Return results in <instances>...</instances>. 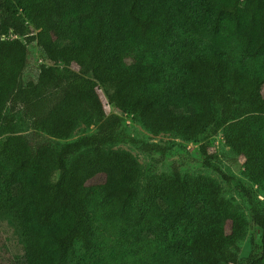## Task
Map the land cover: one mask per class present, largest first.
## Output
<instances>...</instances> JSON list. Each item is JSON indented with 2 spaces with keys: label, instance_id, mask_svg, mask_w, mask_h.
<instances>
[{
  "label": "trees",
  "instance_id": "trees-1",
  "mask_svg": "<svg viewBox=\"0 0 264 264\" xmlns=\"http://www.w3.org/2000/svg\"><path fill=\"white\" fill-rule=\"evenodd\" d=\"M34 31L48 38L42 63L19 87ZM263 87L264 0H0V227L16 239L13 264H264V208L248 187L264 196ZM125 115L201 143L224 184L175 163L142 182L137 158L112 146L167 149L131 136ZM22 119L65 142L32 145ZM82 124L94 132L70 140ZM218 134L249 185L211 164Z\"/></svg>",
  "mask_w": 264,
  "mask_h": 264
},
{
  "label": "rangeland",
  "instance_id": "rangeland-1",
  "mask_svg": "<svg viewBox=\"0 0 264 264\" xmlns=\"http://www.w3.org/2000/svg\"><path fill=\"white\" fill-rule=\"evenodd\" d=\"M33 35L35 36V40L28 47L29 55L20 82L18 84L19 87L35 83L38 67L42 63L41 60H39L40 41L46 40L48 38L39 31H34ZM73 69L76 70L74 66ZM85 89L90 93H96L99 95L101 102L104 105L106 115L117 114V112H115L107 104L106 99L104 98L101 90L98 89L95 82H88L85 86ZM261 93L264 97V87ZM123 118L126 129L131 136L139 137L140 139H143L149 143H154L167 149L165 150V153L161 155L158 152H152L150 154L142 152L127 143L112 146L114 149H124L137 158L143 174L142 182H144L145 178L147 177L148 171L150 174L152 173L155 175L168 174L171 171L172 165L175 163L184 173L191 175H205L214 178L221 185L224 184L219 175L212 168H206L203 166L202 156L199 152V146L201 143H186L169 134L152 136L142 129L137 123L131 121L129 116L125 115ZM27 124L28 122L26 120H19L17 131L26 135L32 145H36L38 143L60 145L61 142H65L53 140L41 133H33L30 128H28ZM94 130V125L82 124L76 130L70 140H74L83 134L92 133ZM208 154L212 156V159L210 160L212 165L220 168L223 172L230 176H235L241 182H243L244 185H249L243 174V160L241 158L235 157L229 148L224 145L220 134L211 138L210 142L208 143ZM248 187L252 193V196L257 195V200L260 201L261 206L264 208V196L258 192L255 186ZM225 197L240 212L244 213L246 216L248 215L246 199L243 193L237 192L235 189H229L226 192ZM238 247L239 258L244 259L250 249L249 235L238 242ZM17 254L18 246L15 237L7 227H0V264H13Z\"/></svg>",
  "mask_w": 264,
  "mask_h": 264
}]
</instances>
